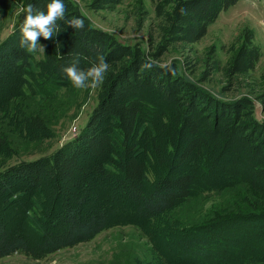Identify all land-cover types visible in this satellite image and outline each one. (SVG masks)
Returning <instances> with one entry per match:
<instances>
[{"label": "trees", "instance_id": "obj_1", "mask_svg": "<svg viewBox=\"0 0 264 264\" xmlns=\"http://www.w3.org/2000/svg\"><path fill=\"white\" fill-rule=\"evenodd\" d=\"M239 1L168 0V9L156 10L158 22L149 31L146 48L141 49L139 44H122L94 28L74 2L64 0L66 16L83 18L85 29H65L63 22L58 21L61 32L50 40L39 38L45 52H40L36 59L38 52L28 53L19 45V27L24 18L21 7L32 4L35 9L43 10L48 0H0V17L17 11L10 34L0 42V77L8 78V74H13L18 82L13 90L19 98L47 103L62 102L64 97L73 101L85 98L91 88H74L62 72L75 53L81 54L79 67L82 69L101 54L110 65L103 83L92 88L94 105L74 139L49 155L0 166V193L23 185L30 190L27 195H33L32 203L23 213L24 220L29 223L46 220V213L39 208L40 200L35 196L44 195L39 184L45 180L84 189L103 182L111 185L113 195L138 204L132 216L139 223L147 222L152 229L153 247L173 246L174 237L184 242L191 236L186 242L190 252L173 260L161 254L162 264H228L230 256L226 252H222L224 256L211 258L215 242L226 250L230 243L238 245L237 260L246 262L248 256L244 248L249 243L244 237L259 240L257 236L261 233L251 234L242 227L245 220H264V212L239 213L196 227H176L181 222L174 217L169 221L168 215L177 206L202 196L194 192L205 191L197 188L193 174L183 170L200 162L201 158H207L212 171L221 158L230 156L237 162L235 173H241V180L264 197V120L254 117L250 99L220 100L190 79L193 71L183 76L177 72L176 63H158L171 46H189L203 38L218 15ZM107 2L109 0H93L88 6L98 10ZM146 57L155 62L150 69L143 68ZM151 95L160 99L166 106L164 110L155 112L153 104L147 101ZM22 124L25 126L23 136L28 133L33 137H47L39 115L25 117ZM0 148L9 155L4 140H0ZM84 197L79 195L77 201ZM63 217L67 220L65 233L58 239H49L40 248L71 246L109 227H103L104 210L82 222L70 211ZM26 250L23 238L7 237L0 225V257ZM205 254L206 259L201 257Z\"/></svg>", "mask_w": 264, "mask_h": 264}, {"label": "rangeland", "instance_id": "obj_2", "mask_svg": "<svg viewBox=\"0 0 264 264\" xmlns=\"http://www.w3.org/2000/svg\"><path fill=\"white\" fill-rule=\"evenodd\" d=\"M71 1L94 28L110 34L122 44H139L141 49L146 48L149 31L158 22L156 10L170 6L168 0H109L98 10H91L88 5L93 0ZM16 14L13 10L0 17V42L10 34ZM39 55L40 52L34 57L38 59ZM158 63H176L177 72L183 76L193 71L190 79L220 100L250 99L254 117L258 121L264 120V0H240L218 15L203 38L189 46H171ZM13 78V74H8V78L0 77V140H4L10 150L7 156L5 149L0 148L1 167L49 155L72 140L71 136L79 133L94 105L92 88L85 98L77 101L64 97L62 102L47 103L19 98L13 90V85L18 82ZM147 99L155 112L166 107L156 95ZM29 115H39L47 130L45 139L28 133L22 135V128H25L22 121ZM202 163L204 166L201 167ZM210 168L207 158L183 168L194 175L197 188L205 191L194 192V195L202 196L170 212L169 221L174 217L181 222L176 227H196L239 213L264 212V197L258 196L260 194L241 180V173H235L237 162L230 156L221 158L212 171ZM39 185L44 195L35 196L40 200L39 208L47 215L46 218L44 214L46 220L43 222L29 223L23 219V213L32 203L33 195H27L29 189L15 185L0 193V225L7 237H21L27 245L25 253L13 252L0 257V264H162L161 254L173 260L191 251L186 243L191 236L184 242L174 237L173 246L160 244L153 247L152 229L147 222L139 223L132 216L138 204L113 195L111 185L98 182L84 189L48 180ZM79 195L85 197L78 202ZM102 210L105 213L103 227H109L93 238L62 248H40L44 242L58 239L65 233L67 220L63 215L66 211L73 212L74 218L82 222ZM245 221L242 229L251 234L261 233L257 236L261 238L259 240L244 237L249 243L244 248L249 254L243 253L248 256L246 262L237 260L236 249L240 247L234 243L227 245L226 250L215 242L211 258L224 256L222 252H226L230 256L228 264H264V220ZM254 244L262 249L257 250ZM206 256L201 257L206 259Z\"/></svg>", "mask_w": 264, "mask_h": 264}, {"label": "clouds", "instance_id": "obj_3", "mask_svg": "<svg viewBox=\"0 0 264 264\" xmlns=\"http://www.w3.org/2000/svg\"><path fill=\"white\" fill-rule=\"evenodd\" d=\"M24 18L20 24V40L21 48L26 49L28 53L45 52V46L39 42V38L44 40L53 39L61 32V26L58 21H62L66 28H72L76 31L85 29V20L78 16L67 17V6L64 0H48L43 10L35 9L32 4L27 7H21ZM64 29V30H65ZM57 46L61 45L57 42ZM71 63L62 68V72L76 89H88L99 87L106 73L110 69V65L106 62L104 56L98 55L95 60H90V66L80 68L81 54H73ZM155 62L151 57H146L143 68L150 69Z\"/></svg>", "mask_w": 264, "mask_h": 264}, {"label": "built area", "instance_id": "obj_4", "mask_svg": "<svg viewBox=\"0 0 264 264\" xmlns=\"http://www.w3.org/2000/svg\"><path fill=\"white\" fill-rule=\"evenodd\" d=\"M76 136V134H73L70 139H74Z\"/></svg>", "mask_w": 264, "mask_h": 264}]
</instances>
